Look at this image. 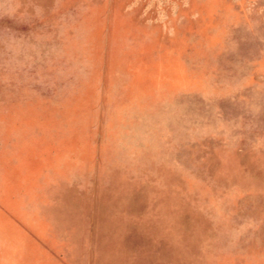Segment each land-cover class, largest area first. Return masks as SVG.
I'll use <instances>...</instances> for the list:
<instances>
[{"label": "rangeland", "instance_id": "374dc122", "mask_svg": "<svg viewBox=\"0 0 264 264\" xmlns=\"http://www.w3.org/2000/svg\"><path fill=\"white\" fill-rule=\"evenodd\" d=\"M0 264H264V0H0Z\"/></svg>", "mask_w": 264, "mask_h": 264}]
</instances>
